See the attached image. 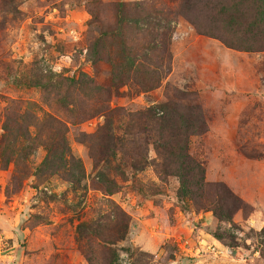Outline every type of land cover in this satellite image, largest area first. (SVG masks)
<instances>
[{"label": "rangeland", "instance_id": "obj_1", "mask_svg": "<svg viewBox=\"0 0 264 264\" xmlns=\"http://www.w3.org/2000/svg\"><path fill=\"white\" fill-rule=\"evenodd\" d=\"M0 264H264V0H0Z\"/></svg>", "mask_w": 264, "mask_h": 264}]
</instances>
